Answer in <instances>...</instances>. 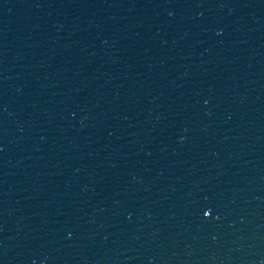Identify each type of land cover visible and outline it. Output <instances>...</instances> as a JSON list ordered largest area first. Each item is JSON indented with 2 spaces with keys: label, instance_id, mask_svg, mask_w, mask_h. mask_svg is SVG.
Wrapping results in <instances>:
<instances>
[{
  "label": "water",
  "instance_id": "water-1",
  "mask_svg": "<svg viewBox=\"0 0 264 264\" xmlns=\"http://www.w3.org/2000/svg\"><path fill=\"white\" fill-rule=\"evenodd\" d=\"M0 264H264V0H0Z\"/></svg>",
  "mask_w": 264,
  "mask_h": 264
}]
</instances>
